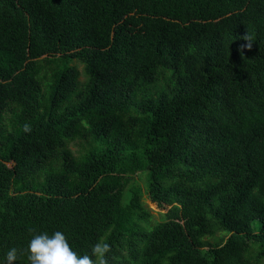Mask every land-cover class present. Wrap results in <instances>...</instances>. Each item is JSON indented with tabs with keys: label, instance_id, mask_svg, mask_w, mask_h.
<instances>
[{
	"label": "trees",
	"instance_id": "16d2710c",
	"mask_svg": "<svg viewBox=\"0 0 264 264\" xmlns=\"http://www.w3.org/2000/svg\"><path fill=\"white\" fill-rule=\"evenodd\" d=\"M54 231L106 264H264V0H0V260Z\"/></svg>",
	"mask_w": 264,
	"mask_h": 264
},
{
	"label": "clouds",
	"instance_id": "9594fccd",
	"mask_svg": "<svg viewBox=\"0 0 264 264\" xmlns=\"http://www.w3.org/2000/svg\"><path fill=\"white\" fill-rule=\"evenodd\" d=\"M26 251L28 264H106L108 245L95 244L91 249V257L87 254L77 255L65 235L61 231H54L51 234H33ZM92 257L96 258L95 261ZM17 259V249L12 247L6 252L4 260H0V264H13Z\"/></svg>",
	"mask_w": 264,
	"mask_h": 264
},
{
	"label": "rangeland",
	"instance_id": "374dc122",
	"mask_svg": "<svg viewBox=\"0 0 264 264\" xmlns=\"http://www.w3.org/2000/svg\"><path fill=\"white\" fill-rule=\"evenodd\" d=\"M83 146L82 142H75L73 145H71V150L74 154H76ZM143 174V173H142ZM136 174L134 176V179L136 181L137 184H139V186L141 188H144V176L145 174ZM143 203H144V207L146 208V210L149 212L150 216H151V222H156L159 221L161 219V214L165 213L166 210L168 209L167 207L165 208V210H161L155 207L154 204H151L148 199L146 197H143ZM252 230L257 233L258 229H259V223L258 221H254L251 225ZM225 235L222 232H219L217 234H215V236L213 237H209V238H205L204 242L213 245L215 243H217L218 241H221L223 239H225Z\"/></svg>",
	"mask_w": 264,
	"mask_h": 264
}]
</instances>
